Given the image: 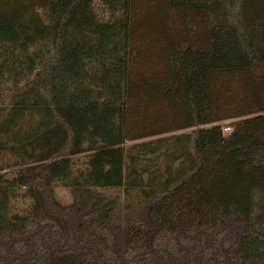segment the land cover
Listing matches in <instances>:
<instances>
[{
    "label": "trees",
    "instance_id": "obj_1",
    "mask_svg": "<svg viewBox=\"0 0 264 264\" xmlns=\"http://www.w3.org/2000/svg\"><path fill=\"white\" fill-rule=\"evenodd\" d=\"M94 1L0 0V264H264V0Z\"/></svg>",
    "mask_w": 264,
    "mask_h": 264
},
{
    "label": "rangeland",
    "instance_id": "obj_2",
    "mask_svg": "<svg viewBox=\"0 0 264 264\" xmlns=\"http://www.w3.org/2000/svg\"><path fill=\"white\" fill-rule=\"evenodd\" d=\"M95 7L98 13L101 15H105V12L101 9L100 0H95ZM100 7V9H99ZM138 43L143 41L147 35L144 33L138 34ZM137 46V45H136ZM148 63H146L147 66ZM145 64L143 65V67ZM159 115V114H157ZM229 133V132H228ZM176 135L178 133H175ZM227 134V133H225ZM154 140V139H148ZM131 143H128L127 146H130ZM87 155L82 154L77 157L72 158L71 170L75 171H83L86 168ZM17 170L16 169H8L3 174L5 179H11L15 176ZM52 192L54 198L61 205H70L73 201L72 195L70 191L63 187L60 184L55 183L52 188ZM119 193V201L116 207L115 214L119 217H125L130 219L131 221H138L141 219L143 212L145 211L146 204L137 194V192L133 191V193H129L127 196L124 195L121 191ZM105 195H112V191H107L103 193ZM30 210V202L23 197V190L17 191L16 198L11 201V212L16 213L18 215H26ZM77 212V210L70 213L69 217L73 219V223H81L84 222L83 215ZM224 227L227 230H239L238 227L229 224L228 222H224ZM35 237V236H34ZM31 236L23 237L20 239L21 241L11 240L4 247V257H2V264H25L29 261V258H33L36 255V251L34 250V241H36L39 245L45 246L46 242L50 243V246L56 250H62L66 246L59 240V236L57 231L52 232L51 229L46 226H42V229L38 231L37 238L32 240ZM203 242V247H206L210 241L212 240L211 236H206ZM24 246L21 245V243ZM203 252L202 250L200 251Z\"/></svg>",
    "mask_w": 264,
    "mask_h": 264
},
{
    "label": "built area",
    "instance_id": "obj_3",
    "mask_svg": "<svg viewBox=\"0 0 264 264\" xmlns=\"http://www.w3.org/2000/svg\"><path fill=\"white\" fill-rule=\"evenodd\" d=\"M229 131H230L229 128H224L223 130L224 133H228Z\"/></svg>",
    "mask_w": 264,
    "mask_h": 264
}]
</instances>
